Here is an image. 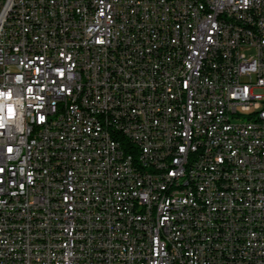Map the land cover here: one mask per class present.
Returning <instances> with one entry per match:
<instances>
[{
    "label": "built area",
    "instance_id": "1",
    "mask_svg": "<svg viewBox=\"0 0 264 264\" xmlns=\"http://www.w3.org/2000/svg\"><path fill=\"white\" fill-rule=\"evenodd\" d=\"M8 91L0 264H264V0H0Z\"/></svg>",
    "mask_w": 264,
    "mask_h": 264
},
{
    "label": "bare ground",
    "instance_id": "2",
    "mask_svg": "<svg viewBox=\"0 0 264 264\" xmlns=\"http://www.w3.org/2000/svg\"><path fill=\"white\" fill-rule=\"evenodd\" d=\"M169 157H176V150H169ZM130 163L135 172L147 174V166L137 156H130ZM120 202H127V195H120Z\"/></svg>",
    "mask_w": 264,
    "mask_h": 264
},
{
    "label": "snow or ice",
    "instance_id": "3",
    "mask_svg": "<svg viewBox=\"0 0 264 264\" xmlns=\"http://www.w3.org/2000/svg\"><path fill=\"white\" fill-rule=\"evenodd\" d=\"M30 90V89H29ZM11 92L8 91V92H0V96H5L6 98L10 99L11 98ZM7 109H8V112H9V115L12 114L13 112V106L11 104H8L7 105ZM41 119H43V117H41Z\"/></svg>",
    "mask_w": 264,
    "mask_h": 264
}]
</instances>
